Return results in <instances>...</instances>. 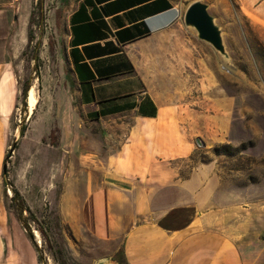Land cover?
<instances>
[{
  "label": "crops",
  "instance_id": "0c3cea01",
  "mask_svg": "<svg viewBox=\"0 0 264 264\" xmlns=\"http://www.w3.org/2000/svg\"><path fill=\"white\" fill-rule=\"evenodd\" d=\"M193 1L63 0L59 75L48 80L39 124L41 138L54 129L60 143L71 138L72 182L59 214L101 245L97 258L264 264V177L224 186L212 161L181 175L175 161L193 150L191 118L206 114L170 104L176 81L159 68L191 63L144 62L149 51L185 49L192 32L183 15ZM202 1L221 26L242 15L264 35V0ZM31 3L0 0V87Z\"/></svg>",
  "mask_w": 264,
  "mask_h": 264
},
{
  "label": "rangeland",
  "instance_id": "374dc122",
  "mask_svg": "<svg viewBox=\"0 0 264 264\" xmlns=\"http://www.w3.org/2000/svg\"><path fill=\"white\" fill-rule=\"evenodd\" d=\"M62 15L63 0H32L30 21L26 31L16 36L9 75H4L0 87V264H93L101 248L85 229L72 227L59 214L66 199L63 188L72 182L68 180L71 138L60 143L56 129L41 138L39 110L49 91L48 80L59 75L62 59ZM222 27L231 55L228 66L195 32L190 40L186 37L185 49L149 51L144 62L152 67L163 58L191 63L190 68L175 71L159 68L176 81L175 101L170 104L206 114L191 118L193 150L175 161L179 173L186 175L200 163L212 161L224 186L259 182L264 177V35L242 15L239 20L222 21ZM33 82L38 96L29 115L24 85ZM21 126L7 167L9 183L20 192V197L12 198L2 165ZM195 134L205 146L196 144ZM21 198L29 211L19 208ZM33 229L40 232V242Z\"/></svg>",
  "mask_w": 264,
  "mask_h": 264
},
{
  "label": "water",
  "instance_id": "95a60500",
  "mask_svg": "<svg viewBox=\"0 0 264 264\" xmlns=\"http://www.w3.org/2000/svg\"><path fill=\"white\" fill-rule=\"evenodd\" d=\"M183 22L185 27L189 31L196 33L198 39L209 44L212 47V49L219 54V56L221 57L224 63H229L231 61V55L227 50L222 26L216 21L215 16L209 12V4L207 2H204L202 0H196L191 2L187 6L184 12ZM21 135H22V128H20L18 134H15L13 143L9 147L8 154L6 155L2 165L3 178L8 187V190H11V184L7 179L8 162L9 159L11 158V154L13 150L15 149V145ZM195 142L199 146H205V142L199 136L195 138ZM25 228L27 229L28 227L25 226ZM31 237L33 238V235H31ZM93 264H121V263L116 258H114V256L110 255V256H102L95 259L93 261Z\"/></svg>",
  "mask_w": 264,
  "mask_h": 264
},
{
  "label": "bare ground",
  "instance_id": "6f19581e",
  "mask_svg": "<svg viewBox=\"0 0 264 264\" xmlns=\"http://www.w3.org/2000/svg\"><path fill=\"white\" fill-rule=\"evenodd\" d=\"M223 64L225 66L226 65L224 62ZM37 87H36V83L33 82L31 84V86L29 87L28 91H27V96H26V102H27V108H28V112L29 114H31L37 104ZM9 194L12 193L11 190H8ZM33 235H34V239H36L37 242H40V232L37 229H33Z\"/></svg>",
  "mask_w": 264,
  "mask_h": 264
},
{
  "label": "trees",
  "instance_id": "16d2710c",
  "mask_svg": "<svg viewBox=\"0 0 264 264\" xmlns=\"http://www.w3.org/2000/svg\"><path fill=\"white\" fill-rule=\"evenodd\" d=\"M28 88H29V85H28V84H25V85H24V92H25V94H26V91L28 90ZM21 128H22V131H23V126H21ZM11 190H12V193H13L12 198H18V197H20V192H19L18 189H17L14 185H12V184H11ZM19 208H20L21 210H23V211H29L28 206H26V204H25V202H24V200H23L22 198H21V200H19ZM2 235H3V234H2ZM3 237H4V239H5V235H3ZM114 258H116L121 264H125V263L123 262V259H122V255H121V253L116 252L115 255H114Z\"/></svg>",
  "mask_w": 264,
  "mask_h": 264
}]
</instances>
